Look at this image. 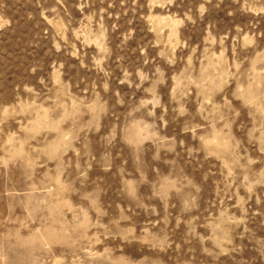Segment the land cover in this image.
<instances>
[{
  "label": "rangeland",
  "instance_id": "rangeland-1",
  "mask_svg": "<svg viewBox=\"0 0 264 264\" xmlns=\"http://www.w3.org/2000/svg\"><path fill=\"white\" fill-rule=\"evenodd\" d=\"M0 264H264V0H0Z\"/></svg>",
  "mask_w": 264,
  "mask_h": 264
}]
</instances>
